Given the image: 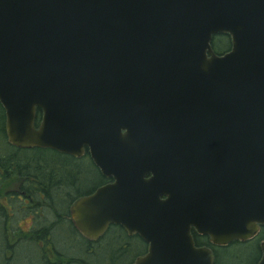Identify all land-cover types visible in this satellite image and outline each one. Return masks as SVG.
I'll return each instance as SVG.
<instances>
[{
  "label": "water",
  "instance_id": "obj_1",
  "mask_svg": "<svg viewBox=\"0 0 264 264\" xmlns=\"http://www.w3.org/2000/svg\"><path fill=\"white\" fill-rule=\"evenodd\" d=\"M0 104L11 146L88 151L114 180L72 221L140 235L136 264H215L193 231L228 247L264 226V0H0Z\"/></svg>",
  "mask_w": 264,
  "mask_h": 264
},
{
  "label": "flooded vegetation",
  "instance_id": "obj_2",
  "mask_svg": "<svg viewBox=\"0 0 264 264\" xmlns=\"http://www.w3.org/2000/svg\"><path fill=\"white\" fill-rule=\"evenodd\" d=\"M101 177L102 180H99L84 193L77 191L78 197L70 202L66 211L47 208L56 199V192L61 184L59 179H50L48 183L44 184L46 185L44 187H42L43 183H37L34 179H31L29 184L26 183V180L29 179H22L17 192H6L7 204L9 200L17 198L24 201L25 207H29L24 209L26 213L24 220L22 219L13 230L16 233L15 237L11 236V226L6 227V258L8 263L16 264V254L22 252V249L28 253L26 264L32 261V258H35L34 264H136L138 260L146 257L149 253L150 244L140 235H130L121 226L111 225L97 240L86 238L74 226L71 217L73 204L81 198L93 195L100 188L114 183L112 179L104 178L102 175ZM7 178L10 176L8 175ZM74 186L79 187L76 190L81 188L78 183ZM74 186H71L69 190L65 189L67 194L69 193L68 195L73 196ZM6 207L9 208V206ZM58 217H65L67 220L63 234H58V228H60L57 225ZM26 220L30 223L27 231L22 224ZM192 236L197 247L211 248L208 238L201 237L194 231ZM45 240L48 242L45 243Z\"/></svg>",
  "mask_w": 264,
  "mask_h": 264
},
{
  "label": "rangeland",
  "instance_id": "obj_3",
  "mask_svg": "<svg viewBox=\"0 0 264 264\" xmlns=\"http://www.w3.org/2000/svg\"><path fill=\"white\" fill-rule=\"evenodd\" d=\"M214 46L217 48H221L224 51L228 48V42L223 39V38H217L216 41L214 42ZM0 153L6 155V156H13L15 157L19 163L20 168H30L31 172H37L41 171V174H38L39 176H47L46 178H49L50 175H55V172L58 171V168H70L72 166L73 160L70 159L69 157H66L64 155H60L54 151L50 150H18L10 147L4 137L1 135L0 136ZM81 164L83 165V168L86 173L92 174L93 169L90 167V162L88 160H82L80 161ZM63 174V173H62ZM62 174L60 177H62ZM89 174V175H90ZM96 174V173H95ZM15 175H17L15 173ZM10 176V175H9ZM72 176V174L70 175ZM44 177V176H43ZM67 177V176H66ZM6 178V177H5ZM93 180L92 182H86L88 184H85L82 186L80 189L77 191L79 193H84L87 189L93 187L99 180L97 179V176L94 175L93 173ZM7 179V178H6ZM5 179V180H6ZM87 180L91 181L90 177L86 178ZM1 180V179H0ZM3 181L4 183H1L0 186V203H3L6 206H9L11 208L10 213H9V224L11 225V236L15 237L16 233L15 228L19 225V223L24 220V217L26 216V213L24 212V209L29 208L28 206H24V201L19 200L17 198L9 200L7 204V200L5 197V193H14L13 191H18L19 190V184L21 183L20 178H10L9 181ZM77 191H73L74 193H77ZM12 196V195H11ZM55 205L62 209L65 210L69 207L68 203H65L64 199H58L55 201ZM32 209V208H31ZM37 209V208H33ZM39 210V209H38ZM25 223V224H24ZM23 227L25 230H28V227L30 224L28 220L24 221ZM0 225L2 227V230L4 232V225H6V220L2 219L0 217ZM57 225L59 226V222H57ZM66 226H60L58 228V234H63V231ZM0 241H1V236H0ZM0 242V247H1ZM256 244H246V245H233L230 246L229 249L225 250H220L219 253V259L216 260V264H232L233 259L237 260H242L243 264H258V260L260 258L258 251L256 249ZM33 251V250H32ZM1 252V251H0ZM3 253V250H2ZM24 256V257H23ZM28 253H25V249H22V252H18L15 257V262L16 264H21L23 261V264H26V259H27ZM35 258H32V261H29L28 264H34ZM3 261L1 259L0 255V264H2ZM246 262V263H245Z\"/></svg>",
  "mask_w": 264,
  "mask_h": 264
},
{
  "label": "trees",
  "instance_id": "obj_4",
  "mask_svg": "<svg viewBox=\"0 0 264 264\" xmlns=\"http://www.w3.org/2000/svg\"><path fill=\"white\" fill-rule=\"evenodd\" d=\"M220 38H223V39H225L228 42V45H229L228 48L224 51L223 49L217 48L215 46L214 49H215V51L218 54H223L227 50L228 51L230 50L231 40H230L229 37H226V36H221ZM5 119H6L5 112H4L3 108L0 105V136L2 135L4 137V139L6 140V142H7L6 123H5L6 120ZM41 120H42V111L38 110L37 124H39L41 122ZM69 158L73 160V162H72L73 164H72V166L70 168H58L57 169L58 171L55 172V175H53V176L50 175L49 178H46L47 176H45V175H43L44 177L43 176L41 177V176L38 175V174H41L40 173L41 171H38V173H37V172H31L30 168H20L19 165H18L19 161L15 157L6 156V155L0 153V179H1L0 180V184L4 183L3 180H5L8 175H10V178H14L15 177V178H20L21 180L22 179H29V180H26L27 184L30 183L31 179H34V180L37 181V183H43L42 187L46 186L44 184L48 183V181L50 179H52V178L53 179H59V181H61L59 183H61V184L58 186L57 192L55 191L56 192V197H55L56 199L51 204H49L47 208L48 209H52V210H62V209L58 208L55 205V201L56 200L64 199L65 203H68V205H69L70 202L74 201L76 199V197H78V195H79L78 192L77 193H73L72 192L73 196L68 195L69 193L67 194V192L65 191L66 188H67V190H69V189H71V186H74L76 183H78L80 185V187H82L83 184L84 185L88 184L86 182H89V183L92 182L93 179H95V178H93V173H94L95 176H97L98 180H102V177H101L99 171L93 165V163L90 160V158L87 157V158H84L82 160H88V162H90V167L93 169L92 174L85 172V170L83 168V165L80 162L82 160H77V159H74V158H71V157H69ZM15 173L17 175H15ZM58 174H62V177H60V175H58ZM71 174H72V176H70ZM87 177H90L91 181L87 180L86 179ZM10 178H7L5 181L6 182L9 181ZM73 182H74V184H73ZM1 186H0V188H1ZM73 188H74L73 191H77L76 189L79 188V187H75L74 186ZM9 209H11V208L10 207L7 208L3 203H0V217H1V220L2 219L6 220V225H4V232H3L2 227L0 225V236H1V241H2L1 247H0V251H1L0 255H1V259L3 261V263L1 262L2 264H9L8 260L6 258V248H7V230H6V227H8V226L10 227L11 226L9 224V218H10V216H9L10 210ZM66 210H68V208L63 210V211H66ZM65 219H66L65 217H62V218L58 217L59 226H61V227L64 226V225L66 226L67 220H65ZM48 236H50V234H48ZM262 238H264V231L262 233ZM47 242H48V240H45V243H47ZM252 243L257 245L256 249H257L258 254L260 256V258L258 260V264H259V261H260V259L262 257V252H261V249H260V242L259 241H255V242L249 243L248 245H250ZM235 245H241V244L236 243ZM225 249H229V247L225 248ZM225 249H221V250H225ZM2 250H3V253H2ZM219 251L220 250H218V251L216 250V252H215V254L217 256L216 260L220 258L219 257V253H218ZM232 264H243V261L241 259L240 260L233 259Z\"/></svg>",
  "mask_w": 264,
  "mask_h": 264
}]
</instances>
